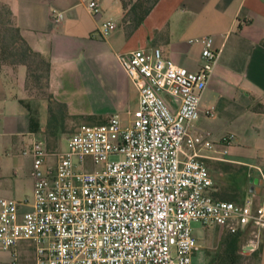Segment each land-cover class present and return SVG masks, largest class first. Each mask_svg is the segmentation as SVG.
<instances>
[{
    "label": "built area",
    "instance_id": "built-area-1",
    "mask_svg": "<svg viewBox=\"0 0 264 264\" xmlns=\"http://www.w3.org/2000/svg\"><path fill=\"white\" fill-rule=\"evenodd\" d=\"M85 8L91 16L99 11L96 0ZM49 18L59 23L60 12L50 10ZM114 27L106 21L96 32L104 36ZM202 42L194 72L156 47L118 53L136 91L135 108L79 124L64 151L48 152L38 142L22 151L31 156V195L0 197V251L11 253L9 264H18L20 241L30 243L33 264H190L197 249L192 221L245 234L241 248H258L264 204L255 205L251 193L240 202L211 196L202 151L214 144L191 129L219 54L209 36ZM166 97L177 101L175 109ZM85 157L100 166L83 168Z\"/></svg>",
    "mask_w": 264,
    "mask_h": 264
},
{
    "label": "crops",
    "instance_id": "crops-1",
    "mask_svg": "<svg viewBox=\"0 0 264 264\" xmlns=\"http://www.w3.org/2000/svg\"><path fill=\"white\" fill-rule=\"evenodd\" d=\"M87 1L0 0L20 37L48 62L49 99L64 105L66 117L85 124L102 123L113 113L125 116L137 95L117 62L118 53L156 47L164 58L194 72L202 38L209 36L218 59L191 123L214 144V150L202 151L207 169L218 175L210 176L209 192L227 183L228 172L221 166L241 167L236 189L241 197L251 193L255 205L264 204V0H141L133 9L137 0H96L95 16L87 12ZM50 10L60 12L59 23L51 22ZM110 20L115 27L100 36L96 27ZM5 80L0 73V197L15 193L19 173L31 195V156L22 151L43 143L48 101L27 98L47 108L36 124L18 103L26 100L20 86L18 96L9 100L4 95ZM166 99L175 109L177 101ZM227 135L232 138L223 143ZM16 252L18 264H33L28 241H20ZM256 258V264H264V228ZM10 260L9 251H0V264Z\"/></svg>",
    "mask_w": 264,
    "mask_h": 264
},
{
    "label": "rangeland",
    "instance_id": "rangeland-1",
    "mask_svg": "<svg viewBox=\"0 0 264 264\" xmlns=\"http://www.w3.org/2000/svg\"><path fill=\"white\" fill-rule=\"evenodd\" d=\"M14 31H12V26L9 21L8 13L6 12L5 8L3 7V4L0 2V73H2V76L4 77L5 83H3L4 88V95L10 100L14 96H18L19 88L20 86L22 88L23 94L26 97V100L23 101L22 97L18 99V103L23 105L24 110H26L29 114V116L37 122L42 120V115L47 113V108L44 104H35L32 103L31 100L27 99L36 97H44L45 91L43 88V79L40 77V79L36 82V78H34L32 75H41L43 71V66L41 63H39V60H36V57L29 58L30 61V71L26 70L25 66L16 63V56L14 54L13 48L10 46L11 40H16V37H14ZM16 41L15 45H18ZM23 70L24 73L22 74L21 71ZM33 73V74H32ZM18 85V86H17ZM45 98V97H44ZM20 101V102H19ZM26 102V103H23ZM136 104L135 101L132 100L130 103V109L135 108ZM124 117V115H122ZM63 120H60L57 118L55 120V126L60 127L59 133L56 134L55 140H52L53 138L51 136L45 135L44 141H42L44 147L48 152H54V151H64L66 148V139L69 136L70 133H72L75 128L81 124L82 122L69 119L68 117L63 114L62 116ZM45 119V118H44ZM52 119V118H51ZM50 118L48 121H52ZM47 121V119H46ZM43 140V139H42ZM120 158L119 156H109V160H115ZM50 161V158L48 159ZM83 168L87 170H91L93 167H99L100 165L93 164L92 160L89 157H85L82 161ZM208 172L212 178L215 176H218L216 173H213L212 171ZM216 174V175H215ZM21 173H19L17 181V187L15 190V193L5 194L3 197L10 198L14 200H19L23 197H30L28 192V186L20 176ZM215 175V176H214ZM220 193L223 194V191L227 190H220ZM236 200V199H232ZM191 234L196 239L197 249L195 250L191 263L190 264H204L205 258L204 255L207 251L214 250L222 235L224 234V230H219L216 227H202L198 221H192L189 224ZM243 241L246 239V235L243 234ZM240 259L238 261V264H256L257 258L256 254H253V252L246 251L244 249H240L239 251Z\"/></svg>",
    "mask_w": 264,
    "mask_h": 264
},
{
    "label": "trees",
    "instance_id": "trees-1",
    "mask_svg": "<svg viewBox=\"0 0 264 264\" xmlns=\"http://www.w3.org/2000/svg\"><path fill=\"white\" fill-rule=\"evenodd\" d=\"M141 0H137L130 9H133L136 4H138ZM6 12H9L5 5H3ZM10 21V18H9ZM10 24L12 26V31H14V37H16V40H11L10 46L14 50V54L17 57L16 63L21 64L25 66L26 70L28 72L30 71V61L29 58L36 57V60H39V63L43 66V71L41 75H32L34 78H36V82L40 79V77L43 79V88L45 91L46 88V80H47V74H48V62L37 52L31 50L29 46L25 43V41L20 37L18 29L14 27L10 21ZM16 41H18V45H15ZM33 74V73H32ZM45 99L48 101V113L50 119H54L52 121H48L45 125V131L47 135L55 137L57 133H59L60 127L55 126V120L59 118L60 120H63L62 116L64 113V105L55 101L50 100L49 95L45 92L44 95ZM34 99V98H32ZM33 120L30 117V121ZM54 121V122H53ZM221 168H224L226 172H228V180L226 185L218 186L216 191H212L210 194L214 199H220V200H230L233 202H240L242 197L241 193L238 192L236 189L237 181L235 180V177L238 173L242 171L241 167L238 168H230L229 166H221ZM230 169V170H229ZM220 190H228L227 192L223 191L224 193L221 194ZM237 190V192H236ZM236 199V200H232ZM243 236L241 233H228L227 231H224V234L222 235L217 247L214 250L207 251L204 255L205 262L204 264H238V261L240 259L239 251L242 247V240ZM253 254H256V250L253 251Z\"/></svg>",
    "mask_w": 264,
    "mask_h": 264
},
{
    "label": "water",
    "instance_id": "water-1",
    "mask_svg": "<svg viewBox=\"0 0 264 264\" xmlns=\"http://www.w3.org/2000/svg\"><path fill=\"white\" fill-rule=\"evenodd\" d=\"M260 185H261V181H259V185L254 188V192L255 193H258V190H259L258 188H259ZM249 191L250 192L252 191V187H249Z\"/></svg>",
    "mask_w": 264,
    "mask_h": 264
}]
</instances>
